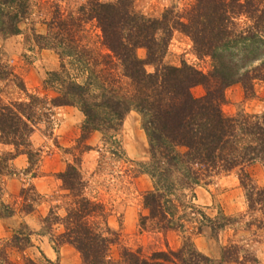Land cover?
I'll use <instances>...</instances> for the list:
<instances>
[{
	"label": "trees",
	"instance_id": "16d2710c",
	"mask_svg": "<svg viewBox=\"0 0 264 264\" xmlns=\"http://www.w3.org/2000/svg\"><path fill=\"white\" fill-rule=\"evenodd\" d=\"M29 1L0 0L2 39L21 33ZM134 1L86 0L79 5L76 17L55 11L45 21L46 33L32 34V40L39 45L51 41L61 56L60 69L47 72L44 79L54 92L49 104L80 109L84 116L82 139L100 131L106 134L103 140L109 141L110 152L118 155L121 144L117 134L124 117L130 110L140 114L149 158L139 167L150 177L152 188L142 195L146 213L140 214L139 223L190 235L176 249L145 256L138 249L122 246L118 255H113L110 247L118 243L119 232L108 225L104 203L87 195L79 159L58 174L70 201L62 216L49 211L43 220L46 233L55 250L63 244L72 245L82 264H222L237 260L232 246L224 247L218 259L194 246L191 235L204 226L218 231L231 220L224 215L214 219L206 215L195 201L194 188L218 173L235 171L246 190L248 209L259 212L257 222L264 230V188L257 186L248 172L255 164L264 166V109L234 115H225L221 109L230 85L240 83L252 96L256 82H264V0H192L181 12L169 7L160 17L146 16ZM83 20H95L101 31L106 51L96 53L95 59L86 46L83 50L77 43ZM173 29L190 37L199 58H209L207 72L184 61L179 66L162 63ZM138 48L145 49L144 57L137 54ZM66 64L85 71L80 81L77 75L63 77ZM148 64L154 71L146 70ZM197 84L205 90L198 97L191 92ZM41 102L46 103L28 94L22 101L0 105V144L25 142L40 119ZM88 148L85 145L82 151ZM12 155L0 152V173ZM22 239L29 242L28 234L19 231L12 242ZM22 246L18 249L23 250ZM249 259L256 261L252 256ZM0 264L59 263L28 256L10 261L1 253Z\"/></svg>",
	"mask_w": 264,
	"mask_h": 264
},
{
	"label": "rangeland",
	"instance_id": "374dc122",
	"mask_svg": "<svg viewBox=\"0 0 264 264\" xmlns=\"http://www.w3.org/2000/svg\"><path fill=\"white\" fill-rule=\"evenodd\" d=\"M191 1L135 0L134 3L136 9L146 16L160 17L169 7H173L175 12H181ZM85 2L30 0L21 33L5 39L0 37V70H3L0 75V105L22 101L27 99L28 94L37 95L46 102L38 104L40 119L31 133L26 135L23 140L25 142L17 146L0 144L1 153L10 151L13 154L0 173V203L4 204L0 207V213L3 214L0 216V254L7 256L10 261H19L23 256L43 260L46 255L41 245L54 249L43 220L51 209L57 215H64L70 196L62 187L58 174L68 163H74L77 159L80 160V170L87 180V195L104 203V210L109 214L108 225L119 232L118 243L110 247L113 255H118L122 246L138 249L145 256L156 250L176 249L184 237L190 235L179 230H158L139 223L140 214L146 213L142 195L152 188V182L139 167L140 162L149 158V143L138 112L130 110L120 125L117 138L121 148L116 152L117 155L110 152L109 141L103 140L106 134L100 131H93L85 139L81 138L84 116L76 105L49 104L54 92L45 84L44 79L47 72L60 69L61 56L51 46V41L44 40L41 45L35 44L32 34H45V21L55 11L64 17H76L79 15V5ZM81 25L77 43L83 50H87L86 46L91 51L88 52L91 53V59H95L96 53L106 51L102 45L101 31L95 20H83ZM137 54L144 57L145 49L138 48ZM183 61L203 72H207L210 66L208 57L199 58L195 54L190 37L173 29L162 63L179 66ZM145 68L149 72L154 71L152 64ZM80 69L77 71L66 64L62 70L63 77L77 75L80 81L81 75L85 73ZM10 70L12 74L8 75ZM254 88L255 92L251 96L245 93L240 83L227 87L221 105L223 113L234 115L238 112L262 111L264 82L257 81ZM204 91L201 84L191 88L197 97L203 95ZM85 145L89 148L82 151ZM248 172L253 182L264 188V166L255 164L249 167ZM194 192L196 203L206 215L213 219L223 215L231 219L218 231L204 226L200 233L191 235L194 246L216 259L224 247H235L232 255L237 260L222 264H264V230L259 229L260 224L257 222L260 214L248 209L246 190L240 183L239 175L235 171L218 173L207 183L196 185ZM9 211L13 214L6 215ZM19 231L28 234L27 244L23 239L17 244L12 242L13 236ZM22 244L23 250H19ZM61 246L54 251L57 252ZM250 256L256 261H251ZM78 257L82 264L79 252Z\"/></svg>",
	"mask_w": 264,
	"mask_h": 264
},
{
	"label": "crops",
	"instance_id": "0c3cea01",
	"mask_svg": "<svg viewBox=\"0 0 264 264\" xmlns=\"http://www.w3.org/2000/svg\"><path fill=\"white\" fill-rule=\"evenodd\" d=\"M41 248L46 257L50 260H58L60 264H80L78 252L68 244L62 245L57 252H55L51 246L44 248V246L41 245ZM72 249L74 250L73 252Z\"/></svg>",
	"mask_w": 264,
	"mask_h": 264
}]
</instances>
